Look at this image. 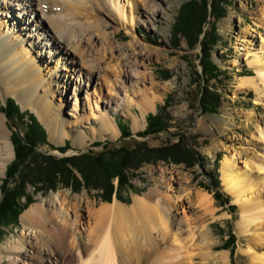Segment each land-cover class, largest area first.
I'll return each mask as SVG.
<instances>
[{
  "label": "rangeland",
  "instance_id": "rangeland-1",
  "mask_svg": "<svg viewBox=\"0 0 264 264\" xmlns=\"http://www.w3.org/2000/svg\"><path fill=\"white\" fill-rule=\"evenodd\" d=\"M158 9L159 13L150 20L152 27L139 24L131 29L125 23L126 27L116 33L124 54L132 57L128 58L130 63L137 54L135 60L140 69L151 76L146 82L147 86L155 84L156 98L153 106L143 112L136 105L130 111L125 107L112 110L110 114L119 130L113 138L100 135L95 110L94 115L87 111L82 123L88 137L86 143L75 142L73 125L66 127L70 135L63 140H51L36 112L28 106L22 108L15 96H4L0 85V113L5 114L10 134L17 132L21 138L24 134L30 138L27 142L22 140L26 146L19 152L11 174L7 176L15 150L1 177L0 202L9 196L2 190L3 180H7L13 199L26 207L16 217L2 212L0 247L20 231L22 212L41 195L67 191L68 198L76 195L98 205L112 202L116 196L128 204L134 195L154 186L164 195H181L191 219L205 222V227L198 229L206 233L202 245L208 238L213 252L229 253L231 264H250L249 240L264 233V225L256 226L264 217L252 219L246 229L238 225L243 220L240 198L224 189L220 167L224 156L233 155L237 167L253 185L242 196L264 202V83L256 76L255 67L249 65L256 54L264 52V0H159ZM112 29L110 25L109 30ZM211 32L214 41L210 39ZM205 34L207 40L202 45ZM132 36L152 51H129L125 45ZM204 60L217 68L215 78L204 74ZM244 76L257 78L259 90L240 88ZM205 87L219 94V106L214 111L202 105ZM63 96H68V91ZM9 99L16 103L20 117L6 113L4 107ZM151 113L160 116L162 129L141 134ZM31 117L43 129L44 137L31 134ZM64 117L72 120L67 114ZM65 145L66 150L60 149ZM172 147L173 151L169 150ZM126 151L136 153H129L133 159L121 170V176H112L113 163L121 159L123 162ZM67 158L71 160L65 162ZM198 189L211 195L215 216L204 214L188 197L187 192ZM26 197L30 200L28 205ZM0 258H5V254L0 252ZM212 263L221 264L215 260Z\"/></svg>",
  "mask_w": 264,
  "mask_h": 264
},
{
  "label": "bare ground",
  "instance_id": "bare-ground-1",
  "mask_svg": "<svg viewBox=\"0 0 264 264\" xmlns=\"http://www.w3.org/2000/svg\"><path fill=\"white\" fill-rule=\"evenodd\" d=\"M158 8L159 0H0L2 94L36 112L51 140H63L70 135L66 127L73 125L75 142L86 143L82 123L87 111L94 115L95 110L100 135L117 136L112 110L130 111L136 105L143 112L153 106L156 89L153 83L147 86L146 79L152 78L140 69L137 54L130 63L116 33L125 23L131 29L150 27ZM132 37L125 45L129 51H152ZM261 54L249 65L264 83ZM256 79L244 76L238 86L258 91ZM5 119L0 113V183L14 156ZM220 168L224 189L240 198L243 220L238 225L246 229L252 219L264 217V202L242 196L253 185L233 155L224 156ZM160 191L152 186L131 203L114 196L100 205L76 195L68 198L67 191L41 195L22 212L20 231L0 247L5 254L0 264H231L229 253L213 252L208 238L202 245L206 233L198 229L205 222L191 219L181 195ZM187 193L204 214L215 216L208 192ZM260 223L256 226L264 220ZM249 241L250 264H264V233Z\"/></svg>",
  "mask_w": 264,
  "mask_h": 264
},
{
  "label": "trees",
  "instance_id": "trees-1",
  "mask_svg": "<svg viewBox=\"0 0 264 264\" xmlns=\"http://www.w3.org/2000/svg\"><path fill=\"white\" fill-rule=\"evenodd\" d=\"M212 6L213 7H212L211 11L215 14L214 4H212ZM212 36H214V35L211 32L210 39L213 38ZM206 40H207V34L204 35V39L201 41L202 45L206 42ZM211 41H214V40L211 39ZM201 63H203L202 66H203L204 74H206V76H208L209 78L210 77L215 78L217 75L216 74L217 68L206 60L202 61ZM218 101H219V94L217 92H212L211 90L208 89V87H205L203 94H202V101H201L203 107L210 110V111H214L217 108V106H219ZM4 109L7 110L6 113L9 116H12V114H16L17 116L20 117V115H21L19 109L17 108L16 103H14V101L11 99H9L7 101V104L4 107ZM30 119H31L30 120L31 122L28 123V125H29V130H30L31 134H33L37 137H44L43 129L34 121L35 120L34 118L31 117ZM147 120H148V125H146L145 131L141 132V134H146V133H150V132H154V131H158V130L160 131V129H162V126H160L161 122H159L160 116L158 114H155V115H152V113L149 114L147 116ZM121 131H123V130L121 129ZM11 134H12L11 135V141L13 144L12 147H14V150H15V158L13 159L10 166L8 167L7 176H9V174H11L10 172L12 170V166H13V164H15L16 159H18V156L21 154V153L19 154V152L23 151L22 147L26 146L22 140L27 142L30 139L28 137V135H26V134H24L23 138H21L20 134H18L17 132H13ZM65 146L66 147H63L60 149H62L63 151L66 150L67 145H65ZM172 149H173V147L170 148L169 150H172ZM163 150H164V148H163ZM129 153L133 154V153H136V151L135 152L126 151L125 154L122 155L124 158L123 162L121 159L120 161L113 163L111 170H113V172H115V173L112 176H116V177L121 176V173H122L121 170L126 166V163L130 162V160L133 159L132 156H130L131 154L129 155ZM69 160H71V159L67 158L64 161L68 162ZM7 182H8L7 180H3L2 190L5 192L4 194L9 195V196H6L3 200V202H0V222L4 221L3 218L1 217L3 213L4 214L7 213V214H9V216L16 217V215H18V212L20 210H23L26 207V205H19L16 203V199H13L14 198L13 194L11 192H10L11 194L9 193V187L7 186ZM6 192H8V193H6ZM217 197L220 198L221 195L219 194ZM25 200L27 202L26 204L28 205V202H30V200L28 201L27 197ZM233 207H234L233 205H230V208L234 209ZM0 234H1V229H0Z\"/></svg>",
  "mask_w": 264,
  "mask_h": 264
}]
</instances>
